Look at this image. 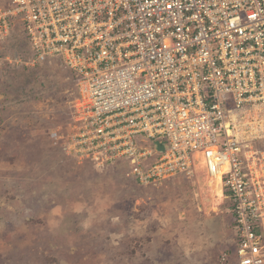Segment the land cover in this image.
Listing matches in <instances>:
<instances>
[{"label":"built area","instance_id":"obj_1","mask_svg":"<svg viewBox=\"0 0 264 264\" xmlns=\"http://www.w3.org/2000/svg\"><path fill=\"white\" fill-rule=\"evenodd\" d=\"M13 21L30 42L22 64L75 78L66 155L98 169L122 160L153 188L193 180L196 159L231 201L238 264H264L255 153L233 134L247 113L264 115V0H0V40Z\"/></svg>","mask_w":264,"mask_h":264},{"label":"rangeland","instance_id":"obj_2","mask_svg":"<svg viewBox=\"0 0 264 264\" xmlns=\"http://www.w3.org/2000/svg\"><path fill=\"white\" fill-rule=\"evenodd\" d=\"M11 34L0 40V264H238L231 202L196 159L193 180L153 188L128 179L126 164L98 169L65 154L78 128L76 84L58 65L48 73L22 64L26 43ZM23 70L45 76L27 86V101L15 90ZM256 116L264 115L238 119L233 134L255 153L264 200V119ZM134 140L153 151L144 135Z\"/></svg>","mask_w":264,"mask_h":264},{"label":"trees","instance_id":"obj_3","mask_svg":"<svg viewBox=\"0 0 264 264\" xmlns=\"http://www.w3.org/2000/svg\"><path fill=\"white\" fill-rule=\"evenodd\" d=\"M12 25H13V28L11 29V33L12 34L11 33L10 34L11 35H14L17 32H19L22 35V37H23V39H24V41L26 43V47H25V51L26 52L25 53H27L26 56H28L29 53H30V42H29L28 36L25 34V31L23 29V25L20 22H18V21H15V22L13 21V24ZM40 67L43 68V69H45L43 71H47L48 73H50L48 71L50 69V67H48L46 65H41ZM68 74L70 75L71 79L75 83L74 76L72 74H70V73H68ZM18 76H19L18 77V82H16V85H15L16 86L15 87L16 89L15 90H18L20 92V96H18L17 99H20L21 101H23V100H26L27 101V100L30 99V95H27V94L23 95L24 92H27V91H25L27 89V86H30V85L36 84V83L43 84L44 83L43 77H45L42 73L31 72V71H28V70L27 71L26 70H23L21 73H19ZM40 94L41 93H39L38 95L40 96ZM33 95L36 96V93L34 92ZM122 164L125 165L126 163L124 161H122V160H118V161H115L114 163H111L109 165V167H115L116 165L117 166H121ZM231 207H232V205H231ZM232 222H233V218H232ZM232 229L234 231V225H233V223H232Z\"/></svg>","mask_w":264,"mask_h":264},{"label":"water","instance_id":"obj_4","mask_svg":"<svg viewBox=\"0 0 264 264\" xmlns=\"http://www.w3.org/2000/svg\"><path fill=\"white\" fill-rule=\"evenodd\" d=\"M153 146L157 149V151L159 152H163L166 148V144L162 143V144H159L157 142H154L153 143Z\"/></svg>","mask_w":264,"mask_h":264},{"label":"bare ground","instance_id":"obj_5","mask_svg":"<svg viewBox=\"0 0 264 264\" xmlns=\"http://www.w3.org/2000/svg\"><path fill=\"white\" fill-rule=\"evenodd\" d=\"M213 182H215V186H216V189L217 191H220L221 190V185H220V177H217L215 180H212ZM219 181V182H218ZM222 191V190H221ZM223 195V194H222Z\"/></svg>","mask_w":264,"mask_h":264}]
</instances>
